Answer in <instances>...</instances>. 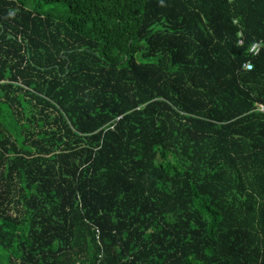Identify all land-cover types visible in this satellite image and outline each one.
Returning a JSON list of instances; mask_svg holds the SVG:
<instances>
[{"label":"trees","instance_id":"trees-1","mask_svg":"<svg viewBox=\"0 0 264 264\" xmlns=\"http://www.w3.org/2000/svg\"><path fill=\"white\" fill-rule=\"evenodd\" d=\"M261 106L264 0H0V264H264Z\"/></svg>","mask_w":264,"mask_h":264},{"label":"built area","instance_id":"built-area-1","mask_svg":"<svg viewBox=\"0 0 264 264\" xmlns=\"http://www.w3.org/2000/svg\"><path fill=\"white\" fill-rule=\"evenodd\" d=\"M240 36H241V35H240ZM243 44H244V42H243V40L241 39V40L239 41V45L242 46ZM261 51H262V45H261L260 43H255V44L251 47V49H250V53H251L254 57L258 56V55L261 53ZM244 69H245L246 71H252V70H253V64H252L251 62H247V63H245V64H244ZM260 110L264 112V106H261Z\"/></svg>","mask_w":264,"mask_h":264},{"label":"rangeland","instance_id":"rangeland-1","mask_svg":"<svg viewBox=\"0 0 264 264\" xmlns=\"http://www.w3.org/2000/svg\"><path fill=\"white\" fill-rule=\"evenodd\" d=\"M209 220H210V221H212V220H213V218H212V215H210V216H209Z\"/></svg>","mask_w":264,"mask_h":264},{"label":"bare ground","instance_id":"bare-ground-1","mask_svg":"<svg viewBox=\"0 0 264 264\" xmlns=\"http://www.w3.org/2000/svg\"><path fill=\"white\" fill-rule=\"evenodd\" d=\"M86 35V34H85Z\"/></svg>","mask_w":264,"mask_h":264},{"label":"clouds","instance_id":"clouds-1","mask_svg":"<svg viewBox=\"0 0 264 264\" xmlns=\"http://www.w3.org/2000/svg\"><path fill=\"white\" fill-rule=\"evenodd\" d=\"M261 108V107H260Z\"/></svg>","mask_w":264,"mask_h":264}]
</instances>
